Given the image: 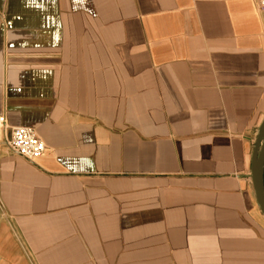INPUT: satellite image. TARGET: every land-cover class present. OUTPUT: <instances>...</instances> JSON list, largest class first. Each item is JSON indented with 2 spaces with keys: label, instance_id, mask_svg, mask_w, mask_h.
<instances>
[{
  "label": "crops",
  "instance_id": "0c3cea01",
  "mask_svg": "<svg viewBox=\"0 0 264 264\" xmlns=\"http://www.w3.org/2000/svg\"><path fill=\"white\" fill-rule=\"evenodd\" d=\"M263 120L255 0H0V264H264Z\"/></svg>",
  "mask_w": 264,
  "mask_h": 264
},
{
  "label": "built area",
  "instance_id": "2783aa9c",
  "mask_svg": "<svg viewBox=\"0 0 264 264\" xmlns=\"http://www.w3.org/2000/svg\"><path fill=\"white\" fill-rule=\"evenodd\" d=\"M255 1L264 24V0ZM8 143L16 153L32 162L41 157L47 148L37 130L26 125L11 127Z\"/></svg>",
  "mask_w": 264,
  "mask_h": 264
},
{
  "label": "water",
  "instance_id": "95a60500",
  "mask_svg": "<svg viewBox=\"0 0 264 264\" xmlns=\"http://www.w3.org/2000/svg\"><path fill=\"white\" fill-rule=\"evenodd\" d=\"M250 178L257 204L264 215V120L252 151Z\"/></svg>",
  "mask_w": 264,
  "mask_h": 264
}]
</instances>
